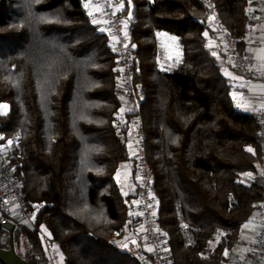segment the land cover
Here are the masks:
<instances>
[{"label": "trees", "instance_id": "trees-1", "mask_svg": "<svg viewBox=\"0 0 264 264\" xmlns=\"http://www.w3.org/2000/svg\"><path fill=\"white\" fill-rule=\"evenodd\" d=\"M121 1L142 83L153 194L174 264H221L261 197V123L233 104L224 60L204 35L213 32L205 1L242 49L245 0ZM87 12L84 0H0V103L7 105L0 143L12 141L4 154L35 210L37 229L14 221L12 233L13 247L25 238L23 253L14 252L29 264H48L41 227L65 264H139L109 241L137 220L128 211L132 194L114 178L126 156L112 128L120 107L114 54ZM160 30L180 44L170 70L159 65ZM9 245L0 225V249Z\"/></svg>", "mask_w": 264, "mask_h": 264}, {"label": "built area", "instance_id": "built-area-1", "mask_svg": "<svg viewBox=\"0 0 264 264\" xmlns=\"http://www.w3.org/2000/svg\"><path fill=\"white\" fill-rule=\"evenodd\" d=\"M254 1L244 2L245 22L264 27V12L252 6ZM121 5L115 0H90L87 12L89 22L108 34L114 54L112 70L120 107L113 117L112 128L126 151V156L118 160L116 166L127 169L132 175L133 192L128 211L137 220L135 226L115 232L109 241L119 253L128 255L139 264H174L168 235L161 227L153 194V172L147 158L141 112L142 83L136 73L135 44L128 32L129 17L121 12ZM205 5L209 9V25L219 39L230 67L243 77L246 86L248 81L255 79L264 83V72L248 60L246 50L239 49L237 38L220 21L211 3L205 1ZM93 20L97 22L93 23ZM251 113L261 123V165L256 174L261 197L250 210V217L258 220L259 228L251 239L237 240L233 250L220 258L221 264H261L264 259V107L255 108ZM34 216L35 210L26 203L14 170L0 150V221H17L34 231L37 229ZM39 234L45 244L48 264H65L56 242L42 230Z\"/></svg>", "mask_w": 264, "mask_h": 264}, {"label": "crops", "instance_id": "crops-1", "mask_svg": "<svg viewBox=\"0 0 264 264\" xmlns=\"http://www.w3.org/2000/svg\"><path fill=\"white\" fill-rule=\"evenodd\" d=\"M86 4L88 5L86 8L89 9L90 0H84V5ZM252 6L256 10L264 12V0H255L252 3ZM206 37L209 46L213 48L215 56L223 58L224 60L222 73L230 82V95L234 106L239 110L249 113H251L255 108L264 107V83L255 79L248 81V86H246V81L243 77L234 71L227 62L226 53H224L221 43L215 36L214 32H207ZM242 49L246 50L248 60L256 68L264 72V27L248 25L243 37ZM132 192L133 184L130 186L128 193L132 194ZM250 221L251 223L247 221L241 226L240 237L238 240H249L258 230V220L250 217ZM245 224H249V227L244 228L243 226ZM57 247L58 250L61 251L58 244ZM233 248L226 249L225 252L229 253L233 250ZM261 264H264V259L261 261Z\"/></svg>", "mask_w": 264, "mask_h": 264}, {"label": "rangeland", "instance_id": "rangeland-1", "mask_svg": "<svg viewBox=\"0 0 264 264\" xmlns=\"http://www.w3.org/2000/svg\"><path fill=\"white\" fill-rule=\"evenodd\" d=\"M118 2H119V4L122 3L121 0H119ZM158 33L166 34V35H157ZM156 37H157L158 50L159 49L161 50L160 51L161 55H160L159 65L161 68H164L166 70H170V68L174 67L175 66L174 64H177L178 60L181 58V51H180V44L178 41V37L174 34H171L167 31H164V30L157 31ZM171 37H176L177 39L172 40V39H170ZM2 105H6V104L0 103V106H2ZM6 109L3 107H0V112L4 113L6 111ZM1 136L2 135L0 134V137ZM8 147H9V141H6L5 145L0 143V149L3 151V153L8 149ZM131 176H132L131 173L127 169H119L118 167L116 168V170L114 172V178H115L116 183L118 184L121 192H123V193L129 192V188L132 185ZM247 221L249 222L250 218ZM40 230H42V232H44V234L48 235V237H50L52 239V237H51L50 233L47 231V229L41 227ZM122 230H126V227H123L118 231H122ZM115 232H117V231H115ZM115 232H113L110 235V237L113 234H115ZM25 247H26V240L23 236H20L19 239H17L16 243L14 244V248L20 254H22ZM60 252L63 255L62 251H60Z\"/></svg>", "mask_w": 264, "mask_h": 264}, {"label": "water", "instance_id": "water-1", "mask_svg": "<svg viewBox=\"0 0 264 264\" xmlns=\"http://www.w3.org/2000/svg\"><path fill=\"white\" fill-rule=\"evenodd\" d=\"M0 225L7 229L10 237V245L8 249H0V262L2 264H29L25 262L21 257H19L14 252L13 242H12V233L14 229V223L11 221L3 220L0 221Z\"/></svg>", "mask_w": 264, "mask_h": 264}, {"label": "snow or ice", "instance_id": "snow-or-ice-1", "mask_svg": "<svg viewBox=\"0 0 264 264\" xmlns=\"http://www.w3.org/2000/svg\"><path fill=\"white\" fill-rule=\"evenodd\" d=\"M36 2L37 3H39V0H36ZM88 5L86 4L85 5V7H87ZM121 7H122V5H121ZM91 14V13H90ZM130 15V14H129ZM41 20H44V18L42 17L41 18ZM47 22H53V21H47ZM58 22V21H57ZM97 21L96 20H93V23H96ZM125 24H126V22H125ZM21 27H22V25H21ZM101 30H103V29H101ZM157 35H166V34H161V33H158ZM205 36H207V33H205L204 34ZM170 39H172V40H176L177 38L176 37H171ZM133 47H135L134 45H133ZM213 55H215V53H213ZM0 107H3V108H7V105H2V106H0ZM121 112H123V109H121ZM9 143H12V141H9ZM248 151L249 152H252L253 150L251 149V148H249L248 149ZM262 174H264V173H262ZM249 178H251V173H247L246 174ZM249 223H251V221H249ZM244 228H248L249 227V224H245L244 226H243ZM152 249H149V251H151ZM225 255H227V252H225Z\"/></svg>", "mask_w": 264, "mask_h": 264}]
</instances>
